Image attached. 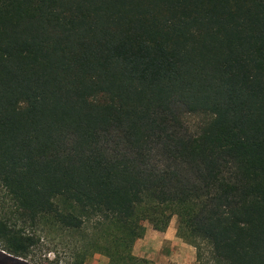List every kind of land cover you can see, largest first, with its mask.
<instances>
[{
  "label": "trees",
  "instance_id": "obj_1",
  "mask_svg": "<svg viewBox=\"0 0 264 264\" xmlns=\"http://www.w3.org/2000/svg\"><path fill=\"white\" fill-rule=\"evenodd\" d=\"M0 188V262L56 228L153 264L176 219L198 264H264V0H0Z\"/></svg>",
  "mask_w": 264,
  "mask_h": 264
},
{
  "label": "rangeland",
  "instance_id": "obj_2",
  "mask_svg": "<svg viewBox=\"0 0 264 264\" xmlns=\"http://www.w3.org/2000/svg\"><path fill=\"white\" fill-rule=\"evenodd\" d=\"M184 120L188 128L196 133L200 126L207 120L204 115H185ZM3 192L0 188V198H2ZM6 204L0 199V212L3 215H7L11 206L5 207V211H1ZM9 208V209H8ZM11 210V209H10ZM7 212V213H6ZM23 220V219H22ZM21 220V223H22ZM176 220V219H175ZM146 226L152 228L148 223H145ZM27 236L32 238V248L31 253L26 258H17L20 261H23L27 264H72V254L73 248L71 242L73 239L67 235L66 232H63L59 229L53 230H33L27 228ZM4 252L7 256H10L7 252L3 250V245L0 243V253ZM3 254V253H2ZM12 258V255L10 256ZM185 264H198L196 258V249H194L193 256H186ZM170 264H179L178 262H171Z\"/></svg>",
  "mask_w": 264,
  "mask_h": 264
},
{
  "label": "crops",
  "instance_id": "obj_3",
  "mask_svg": "<svg viewBox=\"0 0 264 264\" xmlns=\"http://www.w3.org/2000/svg\"><path fill=\"white\" fill-rule=\"evenodd\" d=\"M147 227L143 238L136 241L132 248L133 256L153 264H185L186 256L194 255V248L177 237L176 220L173 219L167 231L158 232ZM107 257L95 255L86 264H109Z\"/></svg>",
  "mask_w": 264,
  "mask_h": 264
},
{
  "label": "flooded vegetation",
  "instance_id": "obj_4",
  "mask_svg": "<svg viewBox=\"0 0 264 264\" xmlns=\"http://www.w3.org/2000/svg\"><path fill=\"white\" fill-rule=\"evenodd\" d=\"M2 257H3V254L0 253V259H3ZM0 264H11V263H7V261L1 260Z\"/></svg>",
  "mask_w": 264,
  "mask_h": 264
},
{
  "label": "water",
  "instance_id": "obj_5",
  "mask_svg": "<svg viewBox=\"0 0 264 264\" xmlns=\"http://www.w3.org/2000/svg\"><path fill=\"white\" fill-rule=\"evenodd\" d=\"M1 253L5 254L4 252H1ZM5 255H6V254H5Z\"/></svg>",
  "mask_w": 264,
  "mask_h": 264
}]
</instances>
